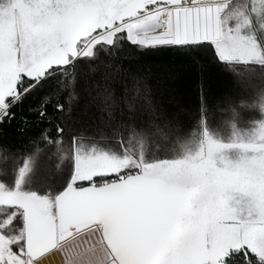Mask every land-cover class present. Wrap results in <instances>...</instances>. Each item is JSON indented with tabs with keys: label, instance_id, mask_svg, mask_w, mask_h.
Segmentation results:
<instances>
[{
	"label": "snow or ice",
	"instance_id": "snow-or-ice-1",
	"mask_svg": "<svg viewBox=\"0 0 264 264\" xmlns=\"http://www.w3.org/2000/svg\"><path fill=\"white\" fill-rule=\"evenodd\" d=\"M262 35L264 0H0V264H264V111L226 100L222 138L136 66L191 55L243 91Z\"/></svg>",
	"mask_w": 264,
	"mask_h": 264
},
{
	"label": "trees",
	"instance_id": "trees-1",
	"mask_svg": "<svg viewBox=\"0 0 264 264\" xmlns=\"http://www.w3.org/2000/svg\"><path fill=\"white\" fill-rule=\"evenodd\" d=\"M140 61L137 67L144 71L151 70L153 74L160 77L162 91L168 93L173 103H178L182 109L183 116L187 118V123L192 125L196 121L197 109L204 100L207 101V113L215 111L220 105L215 104L219 96L234 94V97L241 98L240 90L232 84L219 68L211 64L210 61L202 59L196 61L191 55H181L172 51H161L145 57L136 58ZM203 62L201 68L199 63ZM55 100V97H53ZM33 106L40 104V99L30 98ZM16 111H19L17 109ZM52 113L51 106L48 108ZM28 114L27 112L25 113ZM87 124L88 117H83ZM37 126L26 129L23 134L20 133L19 121L13 120L11 124H5L3 132L5 141L11 146L18 147Z\"/></svg>",
	"mask_w": 264,
	"mask_h": 264
},
{
	"label": "rangeland",
	"instance_id": "rangeland-1",
	"mask_svg": "<svg viewBox=\"0 0 264 264\" xmlns=\"http://www.w3.org/2000/svg\"><path fill=\"white\" fill-rule=\"evenodd\" d=\"M260 40L264 41V35L260 36ZM264 85V77L257 74L254 80V86L252 85H242L241 87L244 88L243 92H245L247 101L246 103L240 104V97H234V94L227 95V96H219L216 98L215 104L220 105V107L215 108V111L207 113V123L210 127V130L214 132V134L220 137H226L230 133V128L223 126L222 122L227 120L229 117V113L225 111L227 105L225 104L226 100H231L237 106H240L243 111V119L242 123H248L251 119L256 118L257 116L261 115L260 110L264 111V99L261 98V86ZM239 93H241V89ZM249 96V98H248ZM243 105V106H242ZM260 109V110H259ZM220 125V126H218ZM194 147V145H193Z\"/></svg>",
	"mask_w": 264,
	"mask_h": 264
},
{
	"label": "crops",
	"instance_id": "crops-1",
	"mask_svg": "<svg viewBox=\"0 0 264 264\" xmlns=\"http://www.w3.org/2000/svg\"><path fill=\"white\" fill-rule=\"evenodd\" d=\"M244 95H246V94H245V92L242 91V93H241V98H240V100H238V101H240V104L248 102L246 96H244ZM242 98H243V99H242ZM248 98H249V96H248ZM242 106H243V105H242ZM239 107H240V106H239Z\"/></svg>",
	"mask_w": 264,
	"mask_h": 264
}]
</instances>
